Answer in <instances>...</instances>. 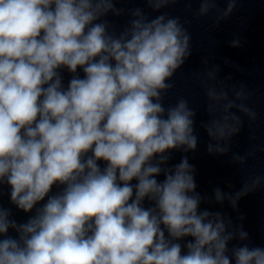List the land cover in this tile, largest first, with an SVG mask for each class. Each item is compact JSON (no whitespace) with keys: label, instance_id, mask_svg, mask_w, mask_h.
I'll list each match as a JSON object with an SVG mask.
<instances>
[{"label":"clouds","instance_id":"obj_1","mask_svg":"<svg viewBox=\"0 0 264 264\" xmlns=\"http://www.w3.org/2000/svg\"><path fill=\"white\" fill-rule=\"evenodd\" d=\"M109 12L114 0H0V184L34 212L18 223L0 207V264H264V248L229 250L245 231L200 210L187 157L165 167L197 147L187 102L162 103L190 55L186 29L136 9L117 34Z\"/></svg>","mask_w":264,"mask_h":264},{"label":"water","instance_id":"obj_2","mask_svg":"<svg viewBox=\"0 0 264 264\" xmlns=\"http://www.w3.org/2000/svg\"><path fill=\"white\" fill-rule=\"evenodd\" d=\"M194 135L197 138L196 149L172 150L165 167L171 168L187 157L194 168L196 192L202 197L200 210L218 212L226 221H231L229 231L242 229L248 234L247 240L241 241L237 237L230 241L229 250L244 244L264 248V141L196 130ZM210 146L227 150L210 151ZM163 178L161 175L158 179ZM216 189L225 195L223 202L216 200ZM58 190L54 186L52 191ZM145 206H150L147 201ZM0 207L9 209L11 218L18 223L26 222L34 214L24 213L11 203L10 187L6 183L0 184ZM9 234L16 235L14 231ZM187 239L191 238L180 242L183 244Z\"/></svg>","mask_w":264,"mask_h":264}]
</instances>
